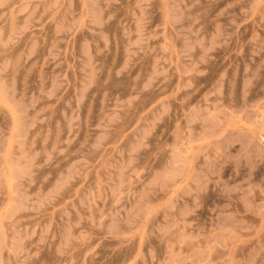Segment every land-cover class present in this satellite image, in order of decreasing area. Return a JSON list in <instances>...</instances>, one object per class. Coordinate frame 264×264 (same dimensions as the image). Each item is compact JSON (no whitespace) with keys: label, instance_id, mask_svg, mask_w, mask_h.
<instances>
[{"label":"rangeland","instance_id":"rangeland-1","mask_svg":"<svg viewBox=\"0 0 264 264\" xmlns=\"http://www.w3.org/2000/svg\"><path fill=\"white\" fill-rule=\"evenodd\" d=\"M0 264H264V0H0Z\"/></svg>","mask_w":264,"mask_h":264}]
</instances>
